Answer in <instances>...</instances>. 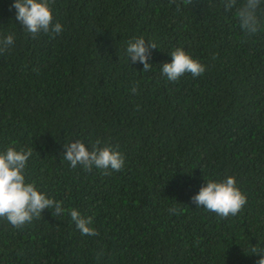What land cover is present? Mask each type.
Returning <instances> with one entry per match:
<instances>
[{"label": "trees", "instance_id": "1", "mask_svg": "<svg viewBox=\"0 0 264 264\" xmlns=\"http://www.w3.org/2000/svg\"><path fill=\"white\" fill-rule=\"evenodd\" d=\"M12 4L0 0V35L15 34L0 55V152L31 148L26 182L65 212L46 209L23 228L0 218V264H256L251 249L264 247V28L242 42L220 0H56L63 31L33 39ZM137 37L156 45L151 71L127 59ZM178 47L205 64L202 76L173 83L161 75ZM97 138L124 155L121 171L64 160V144L90 148ZM229 175L247 196L240 213L221 219L195 206L190 198L207 180ZM173 206L183 212L169 213ZM72 208L93 217L98 235L80 233Z\"/></svg>", "mask_w": 264, "mask_h": 264}, {"label": "clouds", "instance_id": "2", "mask_svg": "<svg viewBox=\"0 0 264 264\" xmlns=\"http://www.w3.org/2000/svg\"><path fill=\"white\" fill-rule=\"evenodd\" d=\"M191 3V0H186ZM56 0H13L11 8L15 9V20L24 32L33 39L45 33L55 36L63 31V26L54 19ZM176 3V0H169ZM220 6L225 13L234 12L243 40L258 34L264 23L261 21V12H264V0H220ZM180 4L177 3L179 9ZM15 34L0 35V55H4L14 47ZM156 48L154 43H145L143 37H137L127 42L126 55L133 63L143 65V71H151L149 63L150 49ZM172 59L161 67V75L169 82H177L185 74L192 77L202 76L206 70L205 64L194 59L183 48H176L170 53ZM215 58V56H213ZM133 94L137 88H132ZM91 147L80 139L64 144L63 158L75 169L81 166L85 171L99 169L103 175L119 172L125 164L124 155L111 144L103 143L99 138L90 142ZM32 156V149L7 147L0 152V218L5 219L15 228H23L34 219H40L44 210H52L55 217L65 212L63 202L55 200L37 189L33 182H26L25 169ZM197 208L216 213L221 219L236 216L247 204V196L237 186L234 176H226L222 180H207L191 198ZM169 213L179 215L183 209L173 206ZM69 215L76 228L82 235H98L93 227V217L82 215L72 208ZM251 254H259L256 264H264V247H252ZM102 253H97L99 258Z\"/></svg>", "mask_w": 264, "mask_h": 264}]
</instances>
